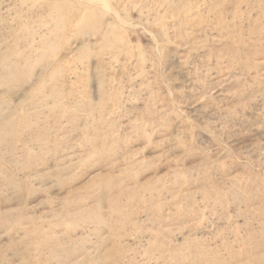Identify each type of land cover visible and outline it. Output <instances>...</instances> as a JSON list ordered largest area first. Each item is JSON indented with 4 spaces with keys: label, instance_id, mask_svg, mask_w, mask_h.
Segmentation results:
<instances>
[{
    "label": "rangeland",
    "instance_id": "obj_1",
    "mask_svg": "<svg viewBox=\"0 0 264 264\" xmlns=\"http://www.w3.org/2000/svg\"><path fill=\"white\" fill-rule=\"evenodd\" d=\"M0 264H264V0H0Z\"/></svg>",
    "mask_w": 264,
    "mask_h": 264
}]
</instances>
